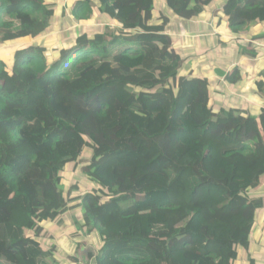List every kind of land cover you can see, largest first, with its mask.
Listing matches in <instances>:
<instances>
[{
  "label": "trees",
  "instance_id": "1",
  "mask_svg": "<svg viewBox=\"0 0 264 264\" xmlns=\"http://www.w3.org/2000/svg\"><path fill=\"white\" fill-rule=\"evenodd\" d=\"M63 2L0 0L15 61L0 60V264H65L43 239L76 199L98 248L86 264H237L263 206L264 114L216 109L209 82L180 73L159 0H74L71 17ZM164 2L191 20L212 0ZM224 10L237 32L264 21V0Z\"/></svg>",
  "mask_w": 264,
  "mask_h": 264
},
{
  "label": "crops",
  "instance_id": "2",
  "mask_svg": "<svg viewBox=\"0 0 264 264\" xmlns=\"http://www.w3.org/2000/svg\"><path fill=\"white\" fill-rule=\"evenodd\" d=\"M227 0H212L205 7L202 15L191 20L181 19L172 14L164 0H159L158 16L169 17L166 28L174 43L175 50L183 59L180 73L184 76H194L209 82L210 103L216 109H238L248 116L259 119L264 114V95L259 91L257 81L261 80L264 71V21L259 24L247 23L240 32L233 29L224 6ZM252 18L257 16L256 10L248 11ZM191 25L197 47L195 57L201 60L190 69L188 65L191 56L190 42H185V33H179L169 25ZM169 29V30H168ZM199 40V41H198ZM200 42L201 48L198 49ZM226 42L231 43L229 60L222 53H210L209 46L221 47ZM207 47H205V46ZM183 53L185 54L183 58ZM185 67V68H184ZM233 76L232 80L227 76ZM252 193L259 194L263 201L262 209L257 213V223L254 231L252 247L249 253H241L237 264H264V254L256 259V254L264 252V183ZM258 257V256H257Z\"/></svg>",
  "mask_w": 264,
  "mask_h": 264
},
{
  "label": "rangeland",
  "instance_id": "3",
  "mask_svg": "<svg viewBox=\"0 0 264 264\" xmlns=\"http://www.w3.org/2000/svg\"><path fill=\"white\" fill-rule=\"evenodd\" d=\"M74 2V0H64L63 4L57 3L56 7L54 9L55 12L58 14L60 13L61 7H65L67 9V17H71V5ZM58 16V15H57ZM58 22L61 24L65 23L64 20H62L61 17L58 16ZM97 20V19H96ZM98 21V20H97ZM78 25L74 24L73 27H70V29L75 28L74 32L75 34L81 33V28L77 29ZM108 26L106 24L102 23H96L94 26L86 27L85 29L89 32L91 30L95 29H103L105 30ZM169 28L175 29L179 33H185V42L189 44V53L188 55L191 56V59L188 63L190 66V69H193L194 65L201 60V57H204V55L200 56V58L195 57V50L197 47L193 45L192 43L196 41V39L192 36L194 35L195 31L191 25H187V23H183V25H169ZM110 29H113L110 27ZM169 30V29H168ZM69 33V30L66 29L64 34ZM61 34V31H59L56 34L57 39H59V36ZM199 41V40H198ZM230 45L231 43L226 42L223 46H213L212 44L208 47L210 53H222L224 58H227L229 60L230 55ZM205 46V45H204ZM206 47V46H205ZM200 42L198 45V49H200ZM207 48V47H206ZM11 49L12 46H0V60H3L7 63V66L9 69H13L15 67V61L11 58ZM185 54L183 53V58ZM185 59V58H184ZM185 64V63H184ZM185 68V67H184ZM200 108L198 106L194 107V113L199 114ZM76 113H72V115L69 117L71 118ZM84 157H90L89 154L85 153L83 154ZM81 167L79 164H75L71 167V169L64 174L65 181L67 186L72 187L74 184H76V176L78 175V169ZM80 190H83L82 186H78L77 191H73V195L78 194ZM256 196L258 197L259 194L252 193V197ZM77 199L71 201V203L68 206L67 211L64 213V227L55 226L51 228L48 232V235L46 238L43 239L44 244H50L55 245L57 249H59V256L61 259L65 260V264H74L72 261V256L79 258L83 264H86L88 261V252L93 251L97 254L98 248L93 247L92 245H89L85 241V237L81 234V226L79 224L81 213L80 208ZM13 219L15 221L23 222L24 217L22 214H14ZM262 242H264V237L262 239ZM264 254V252L261 250L259 253L256 254V259L258 260L261 258V256ZM258 256V257H257Z\"/></svg>",
  "mask_w": 264,
  "mask_h": 264
}]
</instances>
